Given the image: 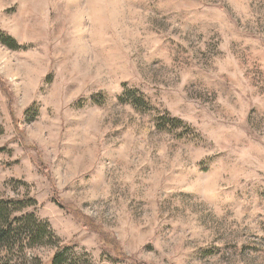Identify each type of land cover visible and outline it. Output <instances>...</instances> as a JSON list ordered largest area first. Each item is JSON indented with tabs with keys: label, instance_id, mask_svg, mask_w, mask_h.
Returning a JSON list of instances; mask_svg holds the SVG:
<instances>
[{
	"label": "rangeland",
	"instance_id": "1",
	"mask_svg": "<svg viewBox=\"0 0 264 264\" xmlns=\"http://www.w3.org/2000/svg\"><path fill=\"white\" fill-rule=\"evenodd\" d=\"M62 245L264 264V0H0V264Z\"/></svg>",
	"mask_w": 264,
	"mask_h": 264
},
{
	"label": "trees",
	"instance_id": "2",
	"mask_svg": "<svg viewBox=\"0 0 264 264\" xmlns=\"http://www.w3.org/2000/svg\"><path fill=\"white\" fill-rule=\"evenodd\" d=\"M68 249V247L63 245L58 246L50 264H69L67 257Z\"/></svg>",
	"mask_w": 264,
	"mask_h": 264
}]
</instances>
